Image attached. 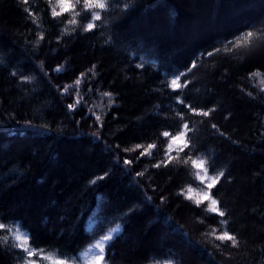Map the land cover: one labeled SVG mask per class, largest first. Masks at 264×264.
Masks as SVG:
<instances>
[{
    "label": "trees",
    "instance_id": "16d2710c",
    "mask_svg": "<svg viewBox=\"0 0 264 264\" xmlns=\"http://www.w3.org/2000/svg\"><path fill=\"white\" fill-rule=\"evenodd\" d=\"M107 2L98 27L84 31L83 13L80 26L68 13L52 17L55 0H30L35 24L20 0H0V222L13 231L22 222L50 257L39 264H89V246L117 226L108 264H264V0ZM247 31L258 34L251 45L229 51ZM181 72L187 86L173 91L167 82ZM77 87L82 101L70 111ZM177 96L214 111L193 115ZM177 111L193 130V158L207 153L225 172L212 190L224 217L206 210L210 201L196 204L203 185L177 145L166 156L161 133L176 134ZM223 230L239 247H217ZM5 235L0 264H22Z\"/></svg>",
    "mask_w": 264,
    "mask_h": 264
},
{
    "label": "snow or ice",
    "instance_id": "6c2138e0",
    "mask_svg": "<svg viewBox=\"0 0 264 264\" xmlns=\"http://www.w3.org/2000/svg\"><path fill=\"white\" fill-rule=\"evenodd\" d=\"M20 2L25 5L23 11L27 14L28 17H32V22L36 23V15L33 11V8L30 6V0H20ZM49 6L51 7L53 0H47ZM55 4L59 6V11L56 10L55 7H51V15L53 18H59L62 14L68 13L73 16L71 20L68 21L71 25L80 26L79 21L76 19V17L81 16V14H84V19H87L88 22L83 25L84 31H93L95 28L98 27L97 21L102 20V13L105 12L108 8V2L107 0H55ZM82 4V8L78 10V6ZM90 15V19H88ZM63 35V33H61ZM260 35L264 36V33H260ZM258 34L253 31H247L243 33L240 37H238L235 41H228L227 44L231 45V47L228 48L229 51L232 50L234 47H247L250 46L253 39L257 38ZM44 39L43 33H40L38 35V40L42 41ZM219 49H214L213 52H209L208 55L212 56L215 54V52H218ZM138 68L143 67V65L138 64L136 65ZM95 65H93V68ZM193 68L196 67V64L193 63ZM55 71H60V68L58 67L55 69ZM191 69H188V72H190ZM13 76H16L17 73L13 72ZM186 73L181 72L177 75H174L168 82L167 87L171 88L173 91L177 89H182L187 86V81L185 83H180L182 77H184ZM253 75L259 76L260 73H254ZM85 76V73H81L80 76L74 81V85L79 86L82 82L83 77ZM20 79L23 82H30L32 77L30 76H24L23 74H20ZM72 88V85H66L63 86V91L66 93L70 91ZM91 90V89H90ZM103 95L105 97L111 96V93L104 92ZM82 101V97L79 95V88L77 87V95L73 103H70L67 105V108L72 111L74 110ZM176 103L178 105H182L183 108H186L189 113H192L196 116H202V117H208L214 109H197L193 106L191 103H186L184 99H182L180 96L176 97ZM177 116H179L180 120L182 121V124L176 131L175 135H172L169 131H163L161 135L165 138H169L168 143V151L166 152V156L168 160L174 159L170 155V151L172 149V145H177L178 152H183L185 154L186 159H184V163L187 164L189 161H191V165L194 169L197 171L195 172V179L200 182L201 185H203V189H201L199 196L200 199L196 201V204L199 206L205 201H210L207 211L216 213L220 217L225 216V212L220 209L218 206L219 202L217 199L213 198L212 190L216 187V185L220 182V180L224 177L225 172L223 170H220L219 172H214L215 165L211 161V159L208 157V154L205 153L201 156H197L195 159L193 158L194 155H196V152L198 151L196 144L194 142L195 138L190 135L192 133V128L190 127V124L187 120H185V113L182 111H177ZM90 115H95L94 113H90ZM95 120L99 124L100 127H103L102 124V117L100 115H95ZM211 127L213 129H217L216 124H212ZM223 135V133H221ZM99 139V137H96ZM119 147V145H117ZM136 149L141 148V145L137 144ZM155 147L154 144H149L147 146V149L140 152V156H144L146 154L150 155V149H153ZM111 149H109L110 151ZM134 149H123V151H131ZM137 160H139V157H137ZM133 161L131 159L125 158L123 160V164L125 166H131ZM167 164V160L158 162L157 164L153 165V167H160L161 165ZM203 173V175H201ZM212 173V174H210ZM143 172H137L136 175L142 176ZM108 173L105 172L104 176L98 177L97 179L103 180L107 177ZM92 183H95L96 181H91ZM187 191L190 193L193 191L191 187L187 189ZM183 194V193H182ZM187 199H191L190 196L186 197ZM163 199V198H162ZM3 218L0 217V220ZM17 223V229L13 231V229L6 223L0 222V231H4L7 233V235L3 236L2 239L5 243L9 241L11 238L13 240L12 248L19 250V259L22 261V264H39L38 260L35 259V257H43V259L47 260L50 257L48 255H45V250L42 248H36L33 247L32 243L30 242V232L23 230L22 222L16 221ZM228 223L227 220H222L221 224L226 225ZM119 231V226L117 228H114L111 230V232H108L107 234L102 235L98 240L95 241L94 244H91L89 246L88 252L85 253L86 256H89V264H108V252L107 250L111 247V242L114 239L113 233ZM216 233V229H213V234ZM215 239L220 242V244L217 245V247H220L221 245L227 244L230 247L237 248L239 247V240L235 234L230 233L228 230H223L219 234L215 235ZM52 264H77V258H60L57 256L55 259L52 260ZM163 264H173V261L171 260H164Z\"/></svg>",
    "mask_w": 264,
    "mask_h": 264
}]
</instances>
